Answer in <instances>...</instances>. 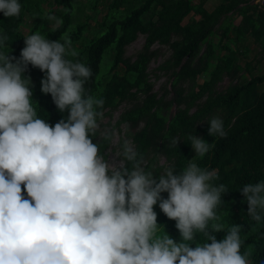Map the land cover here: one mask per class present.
<instances>
[{"label": "clouds", "instance_id": "1", "mask_svg": "<svg viewBox=\"0 0 264 264\" xmlns=\"http://www.w3.org/2000/svg\"><path fill=\"white\" fill-rule=\"evenodd\" d=\"M18 0H0L4 17H18ZM47 20L53 29L63 21ZM8 39L0 32V49ZM67 33L63 42L41 33L24 38L19 58L0 51V264H251V250L241 253L240 226L224 238L214 233L224 225L217 207L228 190L210 183L216 171L191 160L176 172L165 167L158 178L146 170L130 139H123L119 166L106 161L91 137L97 132L113 140L114 131H101L103 98L86 94L92 70L79 60ZM44 73L42 94H49L65 119L55 125L37 116L31 97L28 66ZM208 135L223 138V121L212 117ZM195 155L203 157L210 144L189 134ZM179 138H173L177 146ZM131 164V168L125 164ZM247 214L261 220L264 181L240 190ZM26 193V196H25ZM167 193V198L162 197ZM175 221L181 241L157 235V205ZM196 233L210 243L190 246Z\"/></svg>", "mask_w": 264, "mask_h": 264}, {"label": "trees", "instance_id": "2", "mask_svg": "<svg viewBox=\"0 0 264 264\" xmlns=\"http://www.w3.org/2000/svg\"><path fill=\"white\" fill-rule=\"evenodd\" d=\"M208 1L18 0V17L0 13V32L8 37L0 51L19 58L27 36L41 33L46 39L63 42L67 33L79 53L68 58L86 64L93 73L85 82L86 94L105 101L98 109L103 119L119 105L127 106L109 130L125 126V138L133 142L154 178L170 165L179 173L190 160L202 169L216 171L217 178L210 183L224 184L228 192L216 209L219 220L209 221V229L213 223L223 224L224 230L214 233L221 240L232 226L239 225L241 253L250 249L251 264H264V211L259 222L253 220L240 192L246 184L264 181V74L254 75V68L245 61L249 39L263 53L258 61L264 60V14L250 0H219L211 11L205 8ZM99 5L107 10L100 19ZM48 15L62 19V25L53 29ZM237 17L239 23L234 24ZM26 19L31 20L27 28ZM139 35L144 37L141 50L134 59L125 57L126 48ZM155 45L170 52L155 70L169 84V89L161 87L160 95L154 92L148 72L150 62L160 56ZM23 75L30 77L37 116L50 125L66 120L68 111L60 112L51 96L40 91L44 73L29 65ZM198 78L203 79L201 84ZM225 79L229 85L218 92L217 86ZM212 117L222 119L226 137L208 135L207 122ZM102 120L98 121L101 131ZM189 134L210 144L203 157H193ZM173 138L180 139L176 147L171 145ZM91 139L106 159L112 140H104L99 132ZM122 143L123 139L119 149ZM125 166L131 168L130 163ZM161 195L167 198V193ZM158 204L154 205L157 235L166 233L180 242L175 221ZM189 243L195 247L210 241L196 233Z\"/></svg>", "mask_w": 264, "mask_h": 264}, {"label": "rangeland", "instance_id": "3", "mask_svg": "<svg viewBox=\"0 0 264 264\" xmlns=\"http://www.w3.org/2000/svg\"><path fill=\"white\" fill-rule=\"evenodd\" d=\"M218 3H219V0H209L205 4V8L208 11H211V10H213V8L215 6H217ZM97 9L100 10V13L97 15V18H99V19L107 13L106 8H104L100 5L97 7ZM239 20H240V18H238V17L235 18L234 23L237 24L239 22ZM186 21H187V19L184 20L183 23H185ZM30 22H31L30 19H26V24H25L26 28H27V26H29ZM143 43H144V37L139 35L137 40L126 48L125 57H129L131 59H134L135 55L141 50ZM247 43L249 46V54H248L245 61L247 63H249L254 68V71H253L254 75L264 74V60L258 61L260 59L261 55L263 54L261 52L260 47L258 45H256L255 43H253L252 39H249ZM153 49H158L160 56L150 62V64L148 65V72L150 75V80L154 84V92H156L158 95H160L163 91V90H161V87L166 86V88L169 89V84L167 83V77L161 73L156 72L155 70L160 64H162L164 62V60H166L168 58V56L170 55V52L167 49L160 48L156 45L153 46ZM156 74L159 76V78H156ZM202 82H203L202 78L197 79V84H201ZM228 85H229V81L225 79L221 84H219L217 86V91L218 92L224 91ZM261 88H263V86ZM170 97H171V94L169 93L166 98L170 99ZM126 108H127L126 104H121L117 107V109H115L113 112H111L110 116H107L106 118H104L101 121V124L104 127L103 130L106 128L110 129L115 124V122L117 121L120 114ZM119 129H120L119 131L114 130V132L116 133V136L111 141V145H110L109 149L105 152V154L107 156L105 160L109 161L110 163L116 164L117 166H119L120 162L122 161L120 159V156H119L120 149L118 147V144H119V141L121 139L125 138V135H124L125 126L121 125L119 127ZM192 155L194 157V155H195L194 151L192 152ZM159 162H160V164H164V159L160 158Z\"/></svg>", "mask_w": 264, "mask_h": 264}, {"label": "built area", "instance_id": "4", "mask_svg": "<svg viewBox=\"0 0 264 264\" xmlns=\"http://www.w3.org/2000/svg\"><path fill=\"white\" fill-rule=\"evenodd\" d=\"M250 2L257 7V9L264 14V0H250Z\"/></svg>", "mask_w": 264, "mask_h": 264}, {"label": "crops", "instance_id": "5", "mask_svg": "<svg viewBox=\"0 0 264 264\" xmlns=\"http://www.w3.org/2000/svg\"><path fill=\"white\" fill-rule=\"evenodd\" d=\"M238 23H239V22H238ZM238 23H237V24H238ZM234 24H235V23H234ZM220 92H221V91H220Z\"/></svg>", "mask_w": 264, "mask_h": 264}]
</instances>
